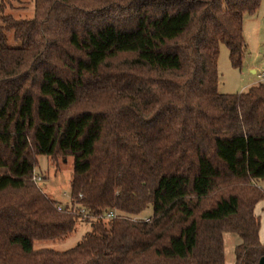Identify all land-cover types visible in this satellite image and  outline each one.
Listing matches in <instances>:
<instances>
[{
  "label": "trees",
  "instance_id": "obj_1",
  "mask_svg": "<svg viewBox=\"0 0 264 264\" xmlns=\"http://www.w3.org/2000/svg\"><path fill=\"white\" fill-rule=\"evenodd\" d=\"M260 1L33 0L15 18L0 0V264H224L225 232L234 264H258L264 81L219 92L217 57L241 66ZM39 155L70 160L61 210ZM73 201L88 230L34 248L75 228Z\"/></svg>",
  "mask_w": 264,
  "mask_h": 264
},
{
  "label": "rangeland",
  "instance_id": "obj_2",
  "mask_svg": "<svg viewBox=\"0 0 264 264\" xmlns=\"http://www.w3.org/2000/svg\"><path fill=\"white\" fill-rule=\"evenodd\" d=\"M4 13H10L15 18H31L34 13L33 0H2ZM243 37L246 50L241 66L234 68L228 59V49L220 44L217 57V70L219 80L217 89L221 93H233L257 81V73L264 70V0L260 1L257 11L252 15H245L242 23ZM10 41L11 38H9ZM250 67L256 71L252 73ZM70 160L58 158L55 166L45 155L38 156V164L34 170L41 180L37 182L40 189L46 194L59 201L63 205L69 198ZM264 186V182H262ZM150 208L143 212V218L147 217ZM256 214L259 216L260 229L264 239V200H260L256 206ZM89 228L88 223L77 219L75 228L60 238L35 239L34 248H52L63 250L74 245ZM224 264H234L233 246L240 242L237 234L225 232L224 234Z\"/></svg>",
  "mask_w": 264,
  "mask_h": 264
},
{
  "label": "built area",
  "instance_id": "obj_3",
  "mask_svg": "<svg viewBox=\"0 0 264 264\" xmlns=\"http://www.w3.org/2000/svg\"><path fill=\"white\" fill-rule=\"evenodd\" d=\"M257 79L258 81H264V70H262L261 72H259L257 74ZM32 180L37 183L38 181L41 180V177L37 174V173H33L32 175ZM78 197L81 198L82 195L81 193H78ZM62 206L61 205H57V209L61 210ZM70 211L76 215L78 217V219H80L83 223H87V214H88V210L87 208L82 205L81 203L77 202V201H73L70 206H69ZM117 215L116 211L114 209H105L102 210L101 212H99L96 216V218L100 219V220H107V219H112Z\"/></svg>",
  "mask_w": 264,
  "mask_h": 264
},
{
  "label": "crops",
  "instance_id": "obj_4",
  "mask_svg": "<svg viewBox=\"0 0 264 264\" xmlns=\"http://www.w3.org/2000/svg\"><path fill=\"white\" fill-rule=\"evenodd\" d=\"M250 69V71L252 72V73H254L255 71H256V69L254 68V67H250L249 68ZM258 74V73H257ZM257 76V75H256ZM257 81H258V79H257ZM257 81H255V82H257ZM253 84V83H252ZM251 85V84H250ZM249 86V85H248ZM247 86V87H248ZM246 87H244L243 89H241V90H244ZM240 90V91H241ZM262 200H264V199H261V201ZM260 201H258L257 203H256V205H255V207H254V213L256 214V206L258 205V203H259ZM257 215V214H256ZM261 227H259V231H258V235H259V240L262 242V243H264V239H263V235H262V233H261V229H260ZM224 234V233H223ZM237 244V242H235L234 243V246H233V251H234V247H235V245ZM225 246V241H224V235H223V247ZM224 262H225V258H224Z\"/></svg>",
  "mask_w": 264,
  "mask_h": 264
},
{
  "label": "water",
  "instance_id": "obj_5",
  "mask_svg": "<svg viewBox=\"0 0 264 264\" xmlns=\"http://www.w3.org/2000/svg\"><path fill=\"white\" fill-rule=\"evenodd\" d=\"M258 264H264V256H261V257L258 259Z\"/></svg>",
  "mask_w": 264,
  "mask_h": 264
}]
</instances>
